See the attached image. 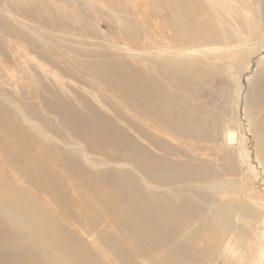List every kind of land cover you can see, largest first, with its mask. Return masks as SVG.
I'll return each instance as SVG.
<instances>
[{
	"label": "bare ground",
	"instance_id": "obj_1",
	"mask_svg": "<svg viewBox=\"0 0 264 264\" xmlns=\"http://www.w3.org/2000/svg\"><path fill=\"white\" fill-rule=\"evenodd\" d=\"M68 1L58 0L57 4L56 0H0V16L18 17L37 26L48 21L52 33L67 34L73 39L70 42L75 47L73 51L94 59L89 66L95 81L121 99L137 120L150 122L152 127L157 125L164 132H177L188 139L183 140L185 143L213 137L200 127L201 116L192 102L199 96L198 84L204 71L194 73L188 69L201 68L203 61H183L181 57L186 53L207 55L208 51L198 49L209 45L228 47L234 41H244L232 34L235 23L243 34L254 37L257 28L253 27L250 14L257 9L254 3L257 2L262 5L264 16V0H144L147 6L142 4L151 12L149 16L160 23L159 37L150 36L149 30L143 28L146 39L140 37L141 32L128 33L136 25L132 22L134 0H73L75 5L67 4ZM90 4L92 8L87 7ZM145 18L140 20L146 26L149 22ZM85 19L95 22L100 31L93 33L94 28L85 24ZM22 28L24 39L32 48H37L26 26ZM80 28L85 33H79ZM86 33L109 44L118 53L107 49L82 53L83 49L78 48L88 47L87 43L74 38ZM57 37L46 39L51 50L57 49L50 43ZM137 54L154 56L139 61ZM69 58V62H77ZM221 59L230 58L224 53ZM132 60H137L138 65ZM169 65L175 67L168 70ZM170 97L173 102L168 101ZM104 104L112 107L110 101ZM45 105L58 119L48 129L37 127L32 118L26 117L29 126H25L19 114L0 103L3 165L11 175L47 199H42L47 209L37 201L26 203L27 197L22 199L20 193L14 202L10 201L20 211L17 221L29 227L24 235L20 233L17 237L23 238L28 250L34 246L32 252L16 257L11 264H38L41 257L47 260L46 264H109L106 256L98 258L90 250L85 238L92 234L106 255H114L116 264L208 262L195 254L197 241L183 242L180 237L193 223L204 219L224 230L233 229L236 210L214 203L213 198L199 191L204 179L197 168L188 164L169 165L88 101L83 102V111L67 101ZM120 110L118 114L122 118L125 115ZM136 121L131 127L136 134L154 149H163V141L154 140L153 133ZM94 155H99L101 160ZM107 167L114 169L112 175H109L111 171H104ZM1 180L0 175L3 184ZM68 180L75 183L73 189ZM169 187L173 196L167 195L171 191ZM183 191L189 194L182 196ZM2 195L4 192L0 191V198ZM55 206L67 211L73 223L81 225L85 238L70 225L59 222L58 214L51 211ZM102 224L106 225L104 229L100 228ZM201 232L202 229L195 234ZM127 243L134 245L133 253Z\"/></svg>",
	"mask_w": 264,
	"mask_h": 264
},
{
	"label": "rangeland",
	"instance_id": "obj_2",
	"mask_svg": "<svg viewBox=\"0 0 264 264\" xmlns=\"http://www.w3.org/2000/svg\"><path fill=\"white\" fill-rule=\"evenodd\" d=\"M143 1L140 3L134 0L135 19H132V22H136V25H132L134 30L130 29L128 33L141 32L140 37L146 39L143 28H147L150 36L159 37L160 23L149 16L151 12ZM254 3L257 9L250 14L253 27L257 28L254 37L243 34L235 23L232 34L234 37L243 38L244 41H234L228 47L209 45L198 49L208 51L207 55L186 53L181 57L183 61H203L201 68L191 67L188 71H204L198 84L199 96L191 101L195 103L194 108L201 116L200 127L213 135L209 140L197 138L196 141L185 143L183 140L188 139H183L177 132H164L157 125L152 127L150 122L137 120L134 112L125 106L121 99L109 92L103 84L95 81L93 70L89 66L90 61L94 59L85 58L78 50L74 52L72 48L75 47L70 46L73 39L67 34L52 33L48 21L44 22L45 25L37 26L18 17L0 16V103L9 111L19 114L20 122L25 126H29L25 121L26 117L27 120L32 118L37 127L48 129V125L57 123L58 119L49 113L46 103L55 105L59 101H67L83 111V102H90L117 126L126 129L133 137L147 145L155 156L163 158L168 164H188L197 168L204 179L199 184V191L213 198L214 203L236 210L233 229L224 230L204 219L185 230L180 238L183 242H198L194 247L197 256L207 260L206 264H264V16L261 12L262 5ZM67 4L75 5V1L70 0ZM87 7L92 8L91 4ZM141 17L147 18L145 20L149 23L146 26L140 20ZM85 20V24L94 28L93 33L97 32L100 26L90 19ZM22 26H26L27 33L38 44L37 48H32L24 39ZM101 27L105 33L106 28L103 24ZM79 33L85 32L80 28ZM49 36H58L56 41L53 39L50 42L57 47L56 50H51L45 43ZM85 36L74 38L76 41L87 43L88 47L78 48L83 49L82 53L89 50L102 52L104 49L118 53L109 44L100 42L89 33ZM242 42L244 43L240 46L239 43ZM225 48L227 50H224ZM224 53L229 56V60L221 59ZM151 56L154 55L137 54L136 59L140 61ZM69 57L77 62H69ZM137 60L132 62L138 65ZM174 67L169 65L168 70ZM186 96L191 99L189 95ZM107 101H110L111 108L104 104ZM168 101L173 102L174 99L170 97ZM120 109L125 115L122 118L118 114ZM134 121L140 123L142 128L150 130L154 140L163 141V149H154V146L141 139L134 128H131ZM94 157L101 160L99 155ZM1 159L0 157V175L3 184L0 183V191L4 192V195L0 198V264H11L16 257L32 252L34 246L28 250L23 238H18L20 233L24 235L29 227L17 221L20 211L13 208L10 201L14 202L16 195L19 196L17 193H20L22 199L27 197L26 203L37 201L39 206L46 209L47 207L43 203L44 194H36L22 179L11 175ZM104 171H111L109 175L114 173L111 167L105 168ZM68 185L71 189L75 187L72 180H68ZM169 189L171 191L166 194L173 196L172 187ZM187 194L189 192L183 191L181 195ZM18 209L22 211L23 207L18 206ZM51 211L58 214L61 224L70 225L72 230L85 238L81 225L73 223L67 211L58 206ZM105 227V224L100 226L101 229ZM201 229L200 234H195ZM85 239L96 257L106 256L109 264H116L114 255L104 253L95 234L86 235ZM126 246L134 252V245L127 243ZM46 261L41 257L38 264H46Z\"/></svg>",
	"mask_w": 264,
	"mask_h": 264
}]
</instances>
